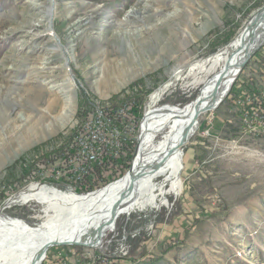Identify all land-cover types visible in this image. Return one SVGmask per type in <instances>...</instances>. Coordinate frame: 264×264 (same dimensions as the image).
<instances>
[{
    "label": "rangeland",
    "instance_id": "374dc122",
    "mask_svg": "<svg viewBox=\"0 0 264 264\" xmlns=\"http://www.w3.org/2000/svg\"><path fill=\"white\" fill-rule=\"evenodd\" d=\"M52 7L57 10L49 24ZM262 10L264 0H0V213L40 231L48 207L15 199L31 185L85 195L125 177L133 153L145 144L143 135L159 144L204 86L203 93L214 86L223 66L201 73V64L229 55ZM262 66L264 46L237 77L234 91L199 118L200 127L182 147V190L171 192V181L157 179L154 204L124 207L115 224L108 219L97 242L102 249L58 246L41 264H60L58 252L68 264H91L102 255L111 264H264V122L256 115L241 117L237 105L243 83L262 87ZM134 99L140 101L137 113L130 109ZM113 106L119 107L114 115L108 111ZM53 109L64 112L62 120L47 121L34 143L19 147L21 117ZM98 111L126 129L135 148L130 165L106 168L99 187L81 193L53 179L50 166L61 154H75V139L84 132L90 142L111 141L109 130L91 140L97 129L87 127ZM118 118L127 123L116 124ZM73 136L71 150L64 152ZM9 138L15 140L8 145ZM128 222L141 224L146 241L135 260L130 254L121 261L129 229L119 225ZM6 263L0 254V264Z\"/></svg>",
    "mask_w": 264,
    "mask_h": 264
},
{
    "label": "bare ground",
    "instance_id": "6f19581e",
    "mask_svg": "<svg viewBox=\"0 0 264 264\" xmlns=\"http://www.w3.org/2000/svg\"><path fill=\"white\" fill-rule=\"evenodd\" d=\"M56 10L57 8L52 7L48 17L49 24L52 22L51 17L55 16ZM261 42H264V10L255 14L249 24L240 32V35L229 48V55H219L212 58L210 62L201 64V73L204 71L210 73L211 71H215L219 66H223L224 68L226 65L225 63L231 59V63L233 64L223 73L220 83L215 86L216 81L214 86L208 87L205 92L202 93V96L207 94L209 96L211 93L213 95L212 99L215 103L208 108L209 110H214L215 106L220 102L221 98L234 82V78L239 70L240 57L243 56L245 51L250 49V47ZM56 44L58 46L57 50L63 54V50L58 45V42ZM207 63L210 64L209 69L207 68ZM72 104L73 102L70 95H67L65 101L67 111H70ZM190 105V109L182 111L175 119L174 124L170 126L171 128L168 134L159 144L155 143L152 137L148 138L146 133L143 135L140 143L145 144L142 146V149L138 151L134 164L136 170L146 168L144 173L147 175L137 181L133 188H128L130 175L126 174V176L120 180H116V182L103 187L104 189L101 188V190H97V192L85 195H78L75 193L69 194L57 188L36 184L31 185L28 190L17 195L15 197L17 201L24 202L34 200L39 204L42 203V205H46V207H48V216L43 222L42 230L35 231L30 228L28 224L15 218L6 217L4 214L0 213V254L3 255L5 263L8 261L6 264H32L36 261L37 257L40 255L39 253H41V250H43L45 246L56 242H81L85 246L88 245L93 246L92 248L102 249L100 246L101 243L97 245V242L100 239L99 235L104 225L108 222V219L111 218L113 221V216L121 212L124 207H128L132 210L134 208H144L147 204H154L156 202V196L153 187L157 179L165 177L168 181H171V192H176L178 189L182 190L183 182L181 179V171L184 168L182 147L185 146L183 141L196 133L200 127H198L200 119L197 114V100L190 103ZM54 106L55 105H52V108ZM52 111L53 112L48 113L38 112L34 116L30 114L28 118L22 116L21 120L23 119L25 121V125H23L22 128L19 126L20 130L17 133L19 136L16 140L9 138L7 144L9 145L12 139L22 148L34 143L38 131L43 128L47 121L62 120L64 112L54 114V112H58V109H53ZM145 124H147V122H145ZM53 125L55 128L56 125ZM157 132H164V130L160 129ZM144 137L149 140L145 141ZM168 153H170V155L168 159L162 163L159 171L148 174L147 171L150 165L160 161L161 158H159V156L161 154L167 155ZM0 166H2L1 159ZM124 191V195L120 197L121 193ZM51 212L53 214H51ZM14 236L16 239H14ZM26 247L29 248L24 254L22 249H26ZM41 262L37 264H41Z\"/></svg>",
    "mask_w": 264,
    "mask_h": 264
},
{
    "label": "built area",
    "instance_id": "2783aa9c",
    "mask_svg": "<svg viewBox=\"0 0 264 264\" xmlns=\"http://www.w3.org/2000/svg\"><path fill=\"white\" fill-rule=\"evenodd\" d=\"M96 118V122L90 128V124H88L87 129H97L93 131V138L91 140H96L98 138V134L100 132H106L109 130L111 132V141L104 140L103 142L100 140L99 142H90V138L86 137L88 132H84L83 135L77 137L76 145L77 152L75 154H68L63 156L60 159H57L56 164L54 166H50L53 168L51 177L53 179L61 180L64 179L65 183L69 187H74L77 183L82 182L87 175L94 170L96 165H100L101 163L110 164V169H124V165L121 164L122 158H127L130 155V150L126 149L130 144H134L133 137L128 138L127 135L124 136L123 132L125 130H119L112 124V120L108 119L104 114L98 111V115ZM93 118V120H95ZM127 122H123L125 125ZM259 123V121H258ZM128 125L124 126L126 128ZM251 128V126L249 127ZM252 129H256L255 127ZM115 161L117 163L115 164ZM109 174L114 173V171L110 170ZM126 239V238H124ZM123 248L120 250V257L126 258L129 255L128 247L125 242L122 243ZM61 262L60 264H68L67 260L64 259V256L60 255ZM70 264V263H69ZM91 264H111L105 255L96 258Z\"/></svg>",
    "mask_w": 264,
    "mask_h": 264
},
{
    "label": "trees",
    "instance_id": "16d2710c",
    "mask_svg": "<svg viewBox=\"0 0 264 264\" xmlns=\"http://www.w3.org/2000/svg\"><path fill=\"white\" fill-rule=\"evenodd\" d=\"M238 82H239V80H236V82H235L234 86L232 87L230 93L234 91V89L236 88ZM244 84L245 83H243L242 85H244ZM249 84H250V86L251 85L253 86V83H249ZM242 85H241L242 89L238 93V96H240V97H239V100L237 102V105H239V110L241 112V114H240L241 117L246 116V118H252L254 115H256L257 117L258 116L261 117V119L264 122V88L258 87V86L255 87V88H252V86L251 87L249 86V87L245 88ZM246 89L248 90V92H247ZM139 103H140V101H138V100L136 101L135 99L131 102V105H133L130 108L132 112L133 111L136 112V113L138 112V108L137 107H138ZM117 109H119V107H117V106L114 107V108H108L109 114L114 115L117 112L116 111ZM130 114H132V113L130 112ZM116 121H117L116 124H118V125L119 124H123V122H124V120H122L120 118H118ZM238 125H239V128L241 129V131H243L244 127H245V124L242 123V122H239ZM73 141H74V136L69 140V142H67L68 143L67 145H69V147L67 146L66 148H64L65 151L62 150L61 152H58V153L61 154L63 151L64 152H66V151L69 152L71 150L70 147L73 146L72 145ZM134 145L135 144H132L130 147L127 148L128 150H130V154H132V151L135 148ZM54 155H56V153ZM63 156H66V155H62L61 154V157H63ZM54 157L56 158V156H54ZM54 157H53V159H55ZM131 160H132L131 156L129 155L127 158L123 157L121 163H123V165L124 164L125 165H128V164L130 165ZM49 162L52 163L51 160H49ZM47 164L48 163L44 164V166L47 165ZM109 165H110L109 163H107V164L101 163L100 165H96L94 170L90 173V175H87V177H85L82 182H79V183H77L75 185L76 191L83 193L85 191L86 192H90V191H93V190L97 189L99 187L98 183H100V181L102 180V177H103L104 172L106 171V168L110 169ZM125 165H124V169H125ZM64 179H66V176H64V178L62 179L63 185H66L64 183L65 182ZM153 219L154 218H151L150 221L153 222L154 221ZM155 223H158V222H155ZM133 225L134 224L131 225L130 222H128L127 224L119 225V229L123 230L124 232H127V230L129 229L128 230V236L126 237V244L129 247V251H130L129 255L131 254V258L133 260H135V258H136L135 253L139 249L140 245H142L141 243L145 242L146 239L143 238V235L141 234L143 232L142 231L143 227L140 226L141 224H139V225L137 224V227H133ZM140 227H142V228H140ZM137 230H139V231H137ZM120 234H123V233L120 232L119 235ZM129 255H128V258H129ZM128 258L126 257V258H119V259L121 261L122 260L129 261ZM114 259L117 260V258H114ZM118 264H120V263H118Z\"/></svg>",
    "mask_w": 264,
    "mask_h": 264
},
{
    "label": "water",
    "instance_id": "95a60500",
    "mask_svg": "<svg viewBox=\"0 0 264 264\" xmlns=\"http://www.w3.org/2000/svg\"><path fill=\"white\" fill-rule=\"evenodd\" d=\"M54 1V0H53ZM264 46V42H261V43H257L255 45H253L252 47H250V49L246 50L244 55L240 57V61H239V70H238V73L237 75L235 76L234 78V82L232 83V85L230 86V88L226 91V93L224 94V96L221 98L220 102L215 106L214 109H216L219 105H221V103L224 101V99L228 96V93L231 91V88L233 87L235 81L237 80V77L240 75V73L243 71V69L248 65V62L250 61V59L260 50L262 49V47ZM232 59L227 61L224 66V68H222L220 70V76L215 84V86L220 83L221 81V77H223V73L226 72L233 64L231 63ZM212 79V78H211ZM209 79V81L211 82L212 80ZM208 81V82H209ZM207 82V83H208ZM205 88V86H204ZM204 88L202 89V91L200 92L199 94V99H197V103H198V108H197V111H198V118L201 117L202 114L206 113V111H208L210 108L215 102L214 100L212 99L213 95L211 93V95L208 96L205 95V96H202V93L204 91ZM191 137H188L186 138L184 142V144L188 143V140L190 139ZM138 149H139V145H138V148L135 150V152L133 153V162H132V166L130 168V170L128 171L127 174L130 175V182H129V186L128 188L131 189L133 188L137 181H139L140 179L146 177V173H144V171L146 170V168H142L140 170H136V167H135V160L137 158V153H138ZM170 153H168L167 155H160L159 158L160 161H158L157 163H153L150 165V167L148 168V171L147 173L148 174H152V173H156L157 171H159V169L161 168L162 166V163H164L168 157H169ZM125 191L123 193H121L120 197H122L124 195ZM119 217V214L117 215H114L113 216V221H114V224L117 222V218ZM85 246L83 243L81 242H71V243H59V242H56V243H51L47 246H45V248L43 250H41V253H39L40 255L37 257L36 261L33 262L32 264H37L38 262L40 263L46 256V252L51 249V248H56L58 246ZM88 246V245H87ZM85 246V247H87ZM88 247H93V246H88ZM96 249V248H94ZM44 257V258H43ZM43 258V259H42ZM42 259V260H41Z\"/></svg>",
    "mask_w": 264,
    "mask_h": 264
},
{
    "label": "crops",
    "instance_id": "0c3cea01",
    "mask_svg": "<svg viewBox=\"0 0 264 264\" xmlns=\"http://www.w3.org/2000/svg\"><path fill=\"white\" fill-rule=\"evenodd\" d=\"M259 78L261 79V80H260V84H262V87L264 88V67H263V66H262L261 69L259 70ZM131 221H134L133 218L131 219ZM132 223H133V222H132ZM58 255H59V256H60V255L64 256L63 253H61V252H58ZM49 263H52V262L49 261Z\"/></svg>",
    "mask_w": 264,
    "mask_h": 264
}]
</instances>
